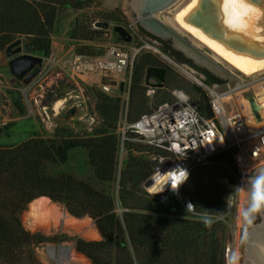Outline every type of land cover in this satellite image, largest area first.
<instances>
[{
  "label": "trees",
  "instance_id": "trees-1",
  "mask_svg": "<svg viewBox=\"0 0 264 264\" xmlns=\"http://www.w3.org/2000/svg\"><path fill=\"white\" fill-rule=\"evenodd\" d=\"M98 3L99 0H0V61L1 54L19 38L26 52L49 56L53 35L65 12L83 11ZM98 19H73L68 34L76 42V54L100 56L106 52L108 28L94 27ZM126 19L120 7L104 11L100 18L118 24H127ZM139 31L157 41L159 49L174 61L188 64L202 74L205 83H227V79L175 49L170 40L141 27ZM151 66L167 69L165 82L156 88L153 99L147 95L146 80ZM91 88L97 123L90 131L80 134L70 126H61L51 136L34 131L17 144L0 145V264H43L36 259L35 248L68 239L75 241L76 250L92 264H225L230 227L221 215L227 211L239 177L233 151L223 150L216 157L220 162L210 163L211 159L192 170L183 186V194L195 206L191 211L174 194L160 202L148 192L145 183L155 168L150 154L163 151L135 140L136 134L130 130L123 142L127 155L119 167L123 121L131 124L170 100L174 88L184 89L208 113L209 97L202 93L201 86L159 53L142 48L134 60L127 100L121 94ZM64 96L59 93L46 105ZM15 125L11 122L1 127L0 137L10 134ZM78 161L82 162L81 174L73 167ZM113 184L117 187L112 190ZM41 196L64 206L77 218L89 216L100 238L47 235L26 229L22 213ZM205 213L214 218L211 227L201 222Z\"/></svg>",
  "mask_w": 264,
  "mask_h": 264
},
{
  "label": "rangeland",
  "instance_id": "rangeland-1",
  "mask_svg": "<svg viewBox=\"0 0 264 264\" xmlns=\"http://www.w3.org/2000/svg\"><path fill=\"white\" fill-rule=\"evenodd\" d=\"M190 1L191 0H177L173 5L159 12L158 17H160L169 25L177 28L196 46L200 47V49H202L204 52L216 58L218 63H220L233 74L234 78L227 81V84L229 83L237 87L236 90L233 91V97H231V94L229 93L230 100L228 102V108L230 110L242 111L246 117V113L248 111L249 113L251 112L250 114L256 119L258 117L259 119L263 118L264 112L262 113L259 111L258 117L254 114L250 98L255 97L258 102L260 101L259 103L264 102V70L251 75L243 73L241 70L234 67L226 58L222 57L213 49H211L210 46L206 45L200 39L194 37L193 34L186 31L182 27V24L188 27L193 26L185 23L182 18L180 20L181 27L177 23L170 20L175 16L177 11L179 12ZM254 6L259 8L256 5ZM117 7H120L126 16V23L131 21L123 11V0H99L98 4L83 11L65 12L66 16H64V19L61 21L56 30V33L53 35L51 54L49 56L37 55L43 58V62L40 67L43 68V66L48 62L53 63V66L50 68L48 74L45 75L38 83H26V73L23 76L14 74L13 59L19 54L8 55L6 51L1 54L0 128L11 122H14L16 125L11 129L10 134H5L0 137V145L17 144L28 138L34 131L51 136L55 128L61 126H70L80 134L86 130L90 131L92 129L97 121L94 110L96 101L92 97L91 87H98L99 89H101V87L95 82L84 81L78 76L72 78V76L69 75V72L73 67L76 42L70 38L68 33L72 22L74 21L73 19H75L77 16H88L90 19L94 17L99 18L98 20H100L104 11L113 10ZM109 22L110 26L107 30V34H105V38L107 39L105 43L115 37L112 26L119 23L115 20ZM260 24L262 25V20L260 21ZM197 30L200 32L199 29ZM203 36L206 37L205 35ZM144 38L159 49L157 41H152L146 36H144ZM132 45L141 47L143 42L136 39ZM104 46H106V44ZM142 48L159 53L167 63L197 83V81L194 79V76L188 75L185 69L182 70L177 67L174 62L169 59L171 58L170 56L167 55L169 58L163 56L165 53H163L160 49L159 50L161 52L156 51L153 48ZM21 53H28L25 51L24 46ZM47 67H49L48 64ZM193 74L197 77H203V75L197 71L193 72ZM128 75L129 73H127L126 76ZM106 81L111 82L108 78ZM226 85L222 84L220 89H226ZM75 87H77V90ZM17 91L20 92L19 95L16 94ZM59 93H65V96L63 98L57 99L52 103V105H46L47 102H49ZM202 93L208 97L206 91L203 88ZM109 94L116 95L113 91ZM58 100H63V103L58 108H56L55 106ZM254 118L251 120L253 121ZM254 121L250 122L248 120L249 126L251 128L264 125L263 120L261 121L263 123L259 125L254 123ZM229 150L234 152V148H229ZM221 152H219L210 163H216L217 161L220 162L221 160L216 157L220 155ZM126 155L127 152L125 146L124 144H121L119 160L120 168ZM81 165L82 162L80 161L73 163V167H76L75 170L79 174L82 173ZM261 169H264V161L253 166L250 177L257 174ZM87 174H89V172H87ZM116 187L117 184L111 185L112 190L116 189ZM182 196L184 199L188 198L184 194ZM249 197L250 185L246 184L242 191L233 192L230 195L228 200V205L230 203V208L227 207V211L221 215V218L226 217L225 221L230 227L226 243L225 264H247L248 235L250 232H252V228L254 226L260 224V218H264V213H260L256 215L251 224H247L243 221V218L240 215V210L248 205ZM30 203L28 204L27 209L23 211L21 216L23 225L26 229L31 231H41L47 235L67 234L70 236H81L86 239L100 238V234L95 222L89 216L77 218L71 215L64 206L54 202H48L41 211L35 214L33 211H31ZM50 248L53 249L55 257H51ZM35 256L36 259L43 264H61L60 262L62 260L67 261L68 264H92L89 258L76 250L75 241L73 239H68L61 242L49 241L43 243L35 248ZM27 264L33 263L30 261L27 262Z\"/></svg>",
  "mask_w": 264,
  "mask_h": 264
},
{
  "label": "built area",
  "instance_id": "built-area-1",
  "mask_svg": "<svg viewBox=\"0 0 264 264\" xmlns=\"http://www.w3.org/2000/svg\"><path fill=\"white\" fill-rule=\"evenodd\" d=\"M122 25L132 33L131 42L119 41L114 37L107 42L103 55L87 56L75 53L69 75L85 80L88 74L101 73L103 81L99 86L104 92L113 91L115 94H120V82L124 81L125 90L121 95L127 100L137 53L142 47L153 48L156 51L159 49L144 38L136 22L129 21ZM94 27L99 28L95 23ZM136 39L143 42L141 47L132 45ZM47 64L41 67L39 74L31 81L32 84L38 83L48 74L53 63ZM107 78L111 82H107ZM197 83L206 91L209 97L208 105L213 115L204 113L184 89L174 88L170 100L161 102L151 112L143 114L131 124L123 121L122 144L126 139V132L130 130L136 134L135 140H142L163 151L150 154L155 161L153 173L158 168L166 171L179 164L189 171V176L196 166L214 159L223 150L234 148V159L239 171L234 192L242 191L248 184L247 177H250L253 166L264 161V125L251 128L242 111L228 108L230 99L226 100L225 95L230 93L233 97L236 86L225 83L223 85L227 84L226 89L221 90L222 85H209L202 79L197 80ZM157 87L155 84H148L147 95L150 99H153ZM183 186L184 184L179 188L178 194H174L168 188L154 196L160 202H164L169 194H174L187 208L191 201L183 198Z\"/></svg>",
  "mask_w": 264,
  "mask_h": 264
},
{
  "label": "water",
  "instance_id": "water-1",
  "mask_svg": "<svg viewBox=\"0 0 264 264\" xmlns=\"http://www.w3.org/2000/svg\"><path fill=\"white\" fill-rule=\"evenodd\" d=\"M177 0H123V11L128 18L136 22L138 28L141 27L147 32L156 37L170 40L172 46L184 53L188 58L192 59L197 65L207 68L215 75L223 79L234 78L233 74L222 66L216 58L204 52L200 47L196 46L190 39L182 34L177 28L169 25L160 17L158 13L173 5ZM264 0H252V3L257 6H262ZM220 0H198L196 7L186 16L185 20L200 29L210 37L220 41L229 49L253 57H264V33H260L259 37L253 38L246 36L243 33H233L227 30L220 22L219 16ZM95 26L99 28H109L110 22L104 20H97ZM261 26H264V21ZM115 38L123 42H131L133 40L132 33L122 24H114L112 26ZM23 41L21 38L12 42L6 49L8 55H16L13 59V71L15 75L23 76L26 73L25 82L30 83L40 72V65L43 58L30 54L21 53ZM161 52L160 50H157ZM163 56L169 58L167 55ZM174 64L182 70H186L194 76V79L200 80L193 74L196 70L188 64H181L169 58ZM167 69L165 67L151 66L147 69L146 80L147 84H155L156 86H163L166 79ZM155 80L154 82L152 80ZM216 85V84H215ZM220 85V84H217ZM125 90V82H120L119 93L123 94ZM252 110L258 117L261 104L255 97L250 98ZM209 115H213L210 106H207ZM259 119V117L257 118ZM152 181L148 180L145 183L146 187L151 185ZM264 226V218L260 224L252 228L247 239V246L249 238L252 233L257 232ZM256 234V233H255ZM255 240H258L256 235ZM251 236V237H252ZM264 239V235L262 237ZM263 256V255H262ZM264 259V256H263ZM250 264V262H247Z\"/></svg>",
  "mask_w": 264,
  "mask_h": 264
},
{
  "label": "clouds",
  "instance_id": "clouds-1",
  "mask_svg": "<svg viewBox=\"0 0 264 264\" xmlns=\"http://www.w3.org/2000/svg\"><path fill=\"white\" fill-rule=\"evenodd\" d=\"M219 12L220 22L233 33H255L257 35L264 33V26L260 24V21L264 19V10L255 7L252 0H220ZM261 38L264 39V37ZM188 179L189 171L177 164L166 171H161L158 168L147 179L152 181L151 186L145 187L153 196L165 192L168 188L174 194H178L179 188ZM247 181L250 185L249 203L240 210V215L245 223L251 224L257 214L264 213V169L259 170L257 174L251 177H247ZM194 207L191 202L187 204L188 211ZM200 219L205 227H211L214 223V218L207 213L203 214Z\"/></svg>",
  "mask_w": 264,
  "mask_h": 264
},
{
  "label": "bare ground",
  "instance_id": "bare-ground-1",
  "mask_svg": "<svg viewBox=\"0 0 264 264\" xmlns=\"http://www.w3.org/2000/svg\"><path fill=\"white\" fill-rule=\"evenodd\" d=\"M197 4H198V0H191L179 12L177 11L175 16L173 18H171L170 20L175 22V23H177L181 27L180 20L182 18L185 23H187V24H189V25L194 27L193 28V27L184 26L182 24V27L186 31L190 32L191 34H193L194 37L200 39L203 43H205L206 45L210 46L211 49H213L216 53H218L222 57L226 58L234 67H236L237 69L241 70L243 73H245L247 75H251V74H254L256 72L264 70V57H253V56H250V55H244V54L235 52V51L229 49L228 47H226L220 41H218V40L210 37L208 34L204 33L202 31V29H200L199 27L187 22L185 20L186 16L196 7ZM258 7L261 10H264V2H263L262 6H258ZM263 21H264V19H262V23H263ZM196 28L199 29L200 32L203 35H205L207 38L204 37ZM244 35L252 36L253 38L258 37V35L255 34V33L244 34ZM224 49L227 52H229L230 54L227 53ZM186 73L188 75L192 76V74L190 72L186 71ZM229 96H230L229 93L226 94L225 95V99L229 100L230 99ZM62 103H63V100H58L56 102V106L55 107L58 108ZM260 104H261L260 111L263 113L264 112V110H263L264 102H261ZM250 113L248 111L246 113L247 114V120H249L250 122H253L255 120L256 122L254 121V123H256L258 125L263 123L261 121L262 120L264 121V117L260 118V119H256ZM252 118H254L253 121L251 120ZM48 202L50 203L52 201L50 200V198H48L46 196H41V197H38V198L34 199L30 203L31 204V211H33L35 214H37L39 211H41L45 207V205ZM252 235H256L258 240H255L254 239L255 237L252 236ZM263 235H264V226L260 229L258 235H257V232H255V231H254V233L251 234L252 237L250 236V238H249L248 249H247V261L248 262H251V260H254L253 258L260 257L261 263L264 264V259H263V256H264V239H262ZM52 248H50V251H51L50 254H51V257H55L54 256V251H53ZM60 258H59V260H60ZM60 263L61 264H68L67 261H63V260Z\"/></svg>",
  "mask_w": 264,
  "mask_h": 264
},
{
  "label": "crops",
  "instance_id": "crops-1",
  "mask_svg": "<svg viewBox=\"0 0 264 264\" xmlns=\"http://www.w3.org/2000/svg\"><path fill=\"white\" fill-rule=\"evenodd\" d=\"M199 77L201 79L203 78L202 76H199ZM84 79H85L84 81H88V82L92 81V82H95L97 85H100V83L103 81V76L101 73H91V74L86 75Z\"/></svg>",
  "mask_w": 264,
  "mask_h": 264
},
{
  "label": "flooded vegetation",
  "instance_id": "flooded-vegetation-1",
  "mask_svg": "<svg viewBox=\"0 0 264 264\" xmlns=\"http://www.w3.org/2000/svg\"><path fill=\"white\" fill-rule=\"evenodd\" d=\"M260 219H261V220H260L259 222L261 223L263 219H262V218H260ZM253 259H254V260H251V262H252L253 264H262V263H261V259H260V257H256V258H253ZM258 259H259V260H258ZM255 261H256V262H255ZM251 262H250V263H251ZM252 263H251V264H252Z\"/></svg>",
  "mask_w": 264,
  "mask_h": 264
}]
</instances>
